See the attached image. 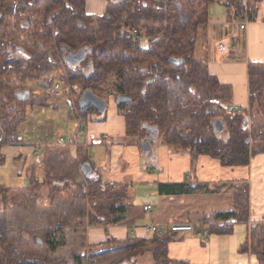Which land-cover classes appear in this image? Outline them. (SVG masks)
<instances>
[{
	"label": "trees",
	"instance_id": "16d2710c",
	"mask_svg": "<svg viewBox=\"0 0 264 264\" xmlns=\"http://www.w3.org/2000/svg\"><path fill=\"white\" fill-rule=\"evenodd\" d=\"M107 1L116 9L107 10L98 17L87 14L86 0H17L16 10L7 6L10 0H0L2 72L9 70L16 56L23 57L14 48L13 42H8L5 49L8 25L15 23L16 27L28 31L36 23L42 36L41 41L35 44L36 50H40L39 55L43 54L45 59L48 52L54 50L59 62L73 72L68 74L65 88L69 87L73 95L69 104L76 108V112L72 114L79 118L86 119L95 112L104 121L106 111L103 116L93 107L82 111L80 101L85 92L91 91L107 103L108 109L110 101L105 95L110 94L114 95L118 112L125 120L123 142L126 144L136 143L140 148L145 147V143L175 146L180 152L190 151L193 160L198 156H209L224 167L247 166L253 155L264 153V62H248V109H231V87L211 74L208 62L197 58L199 31L208 27L210 9L216 0ZM225 2L227 8L236 9V17L254 21L263 0H248L247 4L245 0ZM145 38L149 40L147 46L143 44ZM27 58L23 57L24 60ZM47 63L45 61L44 65ZM41 67H38L40 72L48 71L49 66ZM30 70L35 72V66ZM78 79L82 80L81 92L75 90L74 82ZM175 91H183L189 97L187 104L193 105V110L200 107L199 114L190 117L186 109L172 108L170 96ZM14 97L18 104H13V100L10 107L5 108L6 139L16 144L20 138H14L13 132L19 129L33 105L25 103L30 98L29 92H16ZM4 102H8V99ZM184 123L187 127L195 123L203 125L204 131L212 134L211 138L204 140L200 136L189 142L183 141L180 144L183 149H178L177 142L172 138ZM225 131L227 138H219L218 135ZM84 163L90 164L93 172L88 177L83 175L87 184L79 185L71 180L52 183L47 175L45 182L50 185L53 197L51 205L59 199L76 206L77 201L69 202L67 197L75 196L92 205V209L88 207L87 211L88 226L119 224L128 208L133 206L128 186L103 185L87 158ZM44 184L31 175L24 188L0 186V219L5 220L7 207L17 208L20 205L19 194L23 190L32 192L36 197L38 194L33 192ZM204 187L210 195L219 193L218 186ZM232 187L229 185L227 188L231 190ZM68 188L70 193L66 192L65 198L62 192ZM199 190V186L189 183L165 184L158 188L159 195L166 198L187 197ZM239 196L232 198L234 206L231 211L210 212V217L215 215L211 234H232L238 214L248 207L247 198ZM0 222V264H70L65 259L48 256L49 251L56 252L65 246L66 240L57 238V230H48L47 241L35 238L34 245L28 246L6 238L3 219ZM204 226L209 227V224L205 223ZM256 230L257 247H253L254 237H248L240 252L263 258V264L264 224L256 226ZM170 241V234L162 238L154 236L148 241H128L123 246L109 239L94 246L95 250L91 252L75 255L71 264H137L138 257L147 255L152 264H186L169 258ZM114 244H121L119 246L122 247L116 262L111 258L104 259L109 253H115L111 250L97 253L99 247L110 248Z\"/></svg>",
	"mask_w": 264,
	"mask_h": 264
},
{
	"label": "rangeland",
	"instance_id": "374dc122",
	"mask_svg": "<svg viewBox=\"0 0 264 264\" xmlns=\"http://www.w3.org/2000/svg\"><path fill=\"white\" fill-rule=\"evenodd\" d=\"M19 1V0H18ZM91 6L90 10L93 14L98 17L101 16L102 7L103 13L107 10H115L116 6L110 4L107 0H90ZM248 0H245L247 4ZM225 0H216L214 5L211 7V20L218 21L221 19L228 20L233 24L249 22L248 19L236 17V9L227 8ZM8 7L13 9L18 8L17 0H10L7 4ZM253 6V4H252ZM42 11V9H41ZM102 13V14H103ZM257 19V17H256ZM256 19L254 21H256ZM252 22V21H250ZM38 23V22H37ZM39 26H36V23L31 25V29H23L16 27L15 23H10L6 29L8 37L4 39L5 49L7 50L8 42L14 43V48L27 58L23 59L22 56L18 55L14 58L13 63H11L9 70L7 72H2V64L0 63V186H5L8 188H24L28 185V178L35 176L44 184L43 187L36 189L33 193L38 194L36 197L32 192L23 190L19 194L21 200L20 205L17 208L7 207L5 211V220L3 233L11 242H21L24 245L33 246V239L38 238L40 240L47 241V232L48 230H57L56 236L61 241L62 238L67 240V236L71 235L70 244L65 242L64 247H60L56 252H48L50 258H59L65 259L70 264L73 263V258L76 253L82 255L84 253L91 252L95 250L89 248L87 250L86 246V237H84L83 227L87 226V211L88 207L92 209V205H87L84 201L78 200V197H69V202L75 203L76 206H71V203H64L61 200H57L54 205H51L52 190L48 182H45L47 175L50 176V181L54 182H63V181H74L76 184L83 185L87 184V180L81 173L80 164H63L64 160L61 158V153L55 156V159H48L47 148L53 146H60L62 139L66 142V145H69L76 140L78 144L83 143L86 140V135H80L79 132H86V125L83 122L75 120L74 115L70 113V104L69 99H72L73 95L70 92L66 91L63 96H58L52 92L53 87L56 84H60L62 88L67 87L68 74H72L67 67H64L55 56V51L51 50L48 52V55L43 59V54H40V50H36V42L41 41V33H39ZM207 28H201L198 35V44H197V58L208 62V57L206 53L207 48ZM2 33V38L4 37ZM18 35V36H17ZM21 36V38H20ZM246 32L241 33L239 26L236 27V34L229 40L228 50L236 54L237 58L246 57L247 54V45H246ZM144 40V39H143ZM149 43L148 38L143 41V44L147 46ZM11 50V47H8ZM15 52V51H14ZM45 61H48L44 65ZM231 62V61H230ZM234 63H240L242 61H233ZM35 66L36 71H31L30 68ZM42 66V67H41ZM49 66V67H48ZM41 68L48 67V71L40 72ZM18 71V73H16ZM29 71V72H28ZM28 79H33L30 82ZM75 90L78 92L82 91V80H75ZM16 92L24 94L29 92L30 98L25 101L27 105H33V108L29 110L28 114L25 117V120L20 124L19 129L13 132V136L20 138V141L16 144L7 142L6 139V111L5 108H9L10 105L18 104L17 99L14 95ZM106 99L110 102H114V95L110 96L105 95ZM188 96L183 93V91H175L173 95L170 96L172 108L178 107L180 109H186V112H189V116H193L195 113L199 114V109H195L193 105H188ZM5 99H8V102H4ZM14 100V101H13ZM77 100V99H75ZM13 101L12 103H10ZM217 102V101H216ZM219 102H217L218 104ZM111 106V103L109 104ZM112 107H110L111 109ZM229 110V108H227ZM110 115V111L107 114ZM71 116L72 119H68ZM94 123H97L95 120L97 114L93 112L91 115ZM70 118V117H69ZM188 125L184 123L179 129L176 130L175 137L172 140L177 142L178 149L182 150L183 147L180 145L183 141H192V139L202 136L204 140L210 139L212 134H207L203 125L198 126L195 123L194 126L187 127ZM202 127V128H201ZM108 135V134H107ZM221 139L227 138V131L218 135ZM105 136H102L100 139H94V143L89 144V146L83 149L84 152L88 153V159H91L95 163L96 169L101 176V179L104 183H111L110 170H111V161H110V147L114 143V139L111 137L104 139ZM124 146H127L124 143ZM70 146V145H69ZM41 148V152L36 154V148ZM54 150H58L56 148ZM130 147H135L140 152L142 160L144 159L148 162V166L156 167L163 171L165 162L164 156H162L160 161V155L165 152L169 155H176L182 153L176 149L175 146L170 145H158L154 143H145V147L140 148L136 143H131ZM167 148V149H166ZM152 152L153 157H148L147 153ZM185 153H190L185 152ZM60 156V157H59ZM167 158V156H166ZM86 159V156H85ZM124 159V158H123ZM158 159V160H156ZM51 160V161H50ZM168 160V159H167ZM143 162V161H142ZM141 163V161H140ZM121 167L124 170L130 172V176H126V180L119 182V185H130L133 194H135V199L132 200L133 203L142 205L143 203L154 202V196L156 192L145 193L150 189H145L139 180L136 178V173L133 170L137 169L139 163H133L132 160L125 162L122 160L120 162ZM143 167V166H142ZM194 164H192V169ZM80 179V180H79ZM78 180V181H77ZM66 192L69 194V188L65 189L62 192V196L66 198ZM71 196V195H70ZM211 206L212 203H205V205ZM218 203H213L212 207H220ZM208 206H201L204 208ZM1 208V207H0ZM243 210V209H242ZM248 207L244 209L241 213L238 214L236 219V230L242 226L244 234L246 232L248 237H254L253 247H257L258 241L256 240L257 230L256 226L249 224L248 219L244 217L247 215ZM210 215V214H209ZM212 219H215L212 216ZM66 222V224H65ZM1 223V222H0ZM241 223V224H240ZM245 223V227L243 225ZM173 224V223H171ZM214 225V224H213ZM213 225H209L211 228ZM249 227V230L246 228ZM205 228V226H204ZM64 232V233H62ZM199 231L192 233L195 234L202 242H205L206 238L203 237ZM53 234V232H51ZM241 233V232H240ZM231 234H226V238L229 239ZM247 237V238H248ZM125 243H122V246ZM121 244H114L110 247L112 252L109 253L104 259H113V262L119 260L121 253L119 250L122 248L119 246ZM29 249L32 247H28ZM116 248V249H115ZM101 249L100 253L109 250L108 247H99ZM97 249V250H98ZM105 254V253H104ZM251 254V253H250ZM254 257V264H260L261 259L257 258L256 255L251 254ZM248 258V257H247ZM110 259V260H111ZM137 264H152V261L147 256H141L137 259ZM248 264H250L248 262ZM262 264V263H261ZM264 264V263H263Z\"/></svg>",
	"mask_w": 264,
	"mask_h": 264
},
{
	"label": "crops",
	"instance_id": "0c3cea01",
	"mask_svg": "<svg viewBox=\"0 0 264 264\" xmlns=\"http://www.w3.org/2000/svg\"><path fill=\"white\" fill-rule=\"evenodd\" d=\"M91 2L86 0V12L88 15L97 16L90 10ZM103 6L100 5L99 8ZM211 12V10H210ZM103 16L105 12L102 14ZM233 24L228 20L221 19L212 21L210 15V23L207 27V48L208 66L211 74L215 75L221 83L228 85L232 90L231 109H248L249 107V89L247 77V65L249 61L264 62V0L259 6L256 21L243 22ZM245 25L241 29V25ZM239 26L241 33L246 32V57L237 58L236 54L229 52L228 42L236 34V27ZM231 61V62H230ZM233 61H242L234 63ZM111 106L106 110L105 120L101 121L97 115L96 122L91 116L81 119L74 115L75 120L83 122L86 125V140L78 144L76 140L69 145L60 141L62 144L58 147H48V159H55L59 153L64 160L63 164H80L87 160L91 163L98 176L95 163L88 159V153L83 149L94 143V139H104L111 137L114 139L113 145L110 147L111 183L103 185H119V182L126 180V176H130L132 168L129 171L121 167L120 162L124 160L133 163H139L138 168L133 170L135 177L139 178L141 185L145 189H150L147 193L156 192L152 201L138 205L136 202L128 208L126 215L117 225L107 227H83L84 237H86V248H93L96 245L107 242V240H115L117 243H126L128 241H148L154 235L147 232L150 225H169L175 221L215 224L214 219L210 217V212L231 211L234 206L232 198L240 194V198H247L248 213L244 217L248 219L249 224L258 226L264 224V153L253 155L250 164L240 167H224L218 160L209 156H198L193 160L190 153L179 154H163L160 155V161L164 156L165 164L163 171L156 167L148 166V162L142 160L140 152L130 144L124 146L123 139L126 134V124L122 115L118 112L115 102H110ZM71 107V104H70ZM110 107H112L110 109ZM110 111V115L107 114ZM103 116V115H101ZM70 117V118H69ZM68 119H72L69 116ZM108 134V135H107ZM58 148V150H54ZM167 149V148H166ZM59 152L55 154L56 152ZM59 156V157H60ZM167 156V158H166ZM124 158V159H123ZM168 159V160H167ZM158 160V159H156ZM51 161V160H50ZM141 161V163H140ZM143 161V162H142ZM192 164L194 168L192 169ZM143 166V167H142ZM80 167V170H81ZM82 173V170H81ZM83 174V173H82ZM80 180V179H79ZM78 181V180H77ZM189 183L193 186H199L196 194L182 198H166L159 195L158 188L165 184H182ZM219 187L217 195H210L204 186ZM232 185V189L227 188ZM128 186V194L132 200L135 199L130 185ZM218 203L220 207H212L205 203ZM151 207L149 211H145L146 207ZM201 206H208L201 208ZM215 216V215H214ZM241 224V223H240ZM245 227V223H243ZM210 227V226H209ZM211 228V227H210ZM226 238V234H211L210 238H206L202 242L195 234L179 233L170 234L171 241L168 245L169 258L173 261L183 262L186 264H254V257L251 254H242L241 247L246 242L248 234H244L242 226H239ZM249 230V227L247 226ZM71 235L67 236V244H70ZM110 251L111 248H108ZM113 249V248H112ZM111 249V250H112ZM101 249L97 250L100 253ZM87 252V251H86ZM84 253V251L82 252ZM76 253L75 255H79ZM248 257V258H247Z\"/></svg>",
	"mask_w": 264,
	"mask_h": 264
},
{
	"label": "built area",
	"instance_id": "2783aa9c",
	"mask_svg": "<svg viewBox=\"0 0 264 264\" xmlns=\"http://www.w3.org/2000/svg\"><path fill=\"white\" fill-rule=\"evenodd\" d=\"M245 25H241V29H244ZM68 91V88H62V86L60 84H56L53 89L52 92L57 94L58 96H63V94ZM70 112L71 113H75L76 112V108L71 105L70 107ZM86 132L80 131L79 134L83 135ZM64 140L62 139V142ZM41 152V148H36V154H39ZM151 209V207H146L145 211H149ZM199 231L198 233H200L203 237L205 238H210L211 236V230L210 227H205L204 228V224L202 223H190V222H180V223H173V224H169V225H150L147 227V232L152 233L154 236H157L159 238L165 237L169 234H179V233H194L196 231Z\"/></svg>",
	"mask_w": 264,
	"mask_h": 264
},
{
	"label": "water",
	"instance_id": "95a60500",
	"mask_svg": "<svg viewBox=\"0 0 264 264\" xmlns=\"http://www.w3.org/2000/svg\"><path fill=\"white\" fill-rule=\"evenodd\" d=\"M80 106L82 111H84L89 107H93L97 111L101 112L102 115L105 114V111L107 109V103L96 97L91 91H87L84 93L80 101ZM148 157H153L152 152L149 151ZM81 170L83 175L86 177H88L90 173H93L92 167L88 163L82 164Z\"/></svg>",
	"mask_w": 264,
	"mask_h": 264
}]
</instances>
